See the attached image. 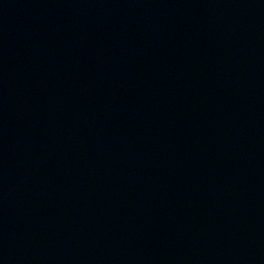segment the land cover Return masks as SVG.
Instances as JSON below:
<instances>
[{
	"label": "water",
	"instance_id": "obj_1",
	"mask_svg": "<svg viewBox=\"0 0 264 264\" xmlns=\"http://www.w3.org/2000/svg\"><path fill=\"white\" fill-rule=\"evenodd\" d=\"M0 264H264V0H0Z\"/></svg>",
	"mask_w": 264,
	"mask_h": 264
}]
</instances>
